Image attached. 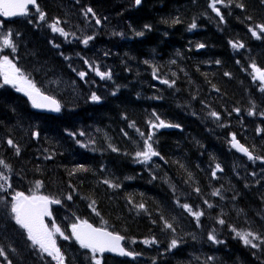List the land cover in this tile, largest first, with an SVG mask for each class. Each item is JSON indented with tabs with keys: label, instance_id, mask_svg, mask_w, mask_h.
Instances as JSON below:
<instances>
[{
	"label": "trees",
	"instance_id": "16d2710c",
	"mask_svg": "<svg viewBox=\"0 0 264 264\" xmlns=\"http://www.w3.org/2000/svg\"><path fill=\"white\" fill-rule=\"evenodd\" d=\"M210 3L37 0L44 21L0 18L17 49L6 55L62 104L57 115L36 113L0 82V159L9 166L0 172L11 185L0 192V244L8 240L2 232L14 227L4 196L31 195L40 181L37 193L60 200L55 211L109 228L136 255L133 261L102 257L101 264H264V84L251 67L264 70V33L256 28L264 25V0H223L216 4L220 16ZM63 16L72 21L64 37L49 27ZM107 24L113 29L104 30ZM86 32L96 33L87 45ZM103 42L112 46L105 60L96 53ZM97 70L111 78L101 79ZM160 120L178 127L150 131ZM150 132L159 155L132 164ZM233 136L259 159L238 157ZM184 204L202 215L197 219ZM237 232H251L257 247ZM173 239L177 246L170 249ZM20 244V264H34L33 247Z\"/></svg>",
	"mask_w": 264,
	"mask_h": 264
},
{
	"label": "snow or ice",
	"instance_id": "6c2138e0",
	"mask_svg": "<svg viewBox=\"0 0 264 264\" xmlns=\"http://www.w3.org/2000/svg\"><path fill=\"white\" fill-rule=\"evenodd\" d=\"M223 0H213V2L209 5L214 12L218 16H220V11L216 7V4L222 3ZM135 3L139 5L141 0H135ZM33 5L36 8V11L39 13V20H45V13L40 10L39 6L36 4V0H0V16L5 18H11L16 16H27L28 15V6ZM242 7V5H239ZM88 13L92 12L91 8L87 9ZM223 19V17H221ZM31 23V21H29ZM178 22V21H174ZM97 24H100V20H96ZM60 21L56 20L52 24L49 25L51 30L54 33H59L62 36H67L68 33L64 31L63 28L59 27ZM146 28L149 26H145ZM191 28H195L196 25L193 23ZM256 28L259 29L260 33H264V25H256ZM254 37L260 39L258 33L253 30L249 29ZM137 35H143L142 32L136 33ZM12 32L9 31L7 34L0 36V51H3L5 48H10L12 53L16 52V45L12 39ZM93 39L92 36L87 37L83 41L85 45L88 44L89 40ZM231 46L234 49L243 48L244 45L239 42H230ZM198 47L202 48L204 45H198ZM87 63V61H85ZM219 63V62H217ZM253 72L254 80H259L261 84H264V70H261L256 67L255 64L251 65ZM96 74L104 78H111L110 73H103L97 70ZM84 72H80L79 76L81 79L85 77ZM228 75V73H225ZM0 77L3 78L4 84H10L16 88V91L23 92L31 102L33 108H40V109H47L51 112L59 113L61 111L60 103L52 96L45 95L36 84L28 79L27 76L21 71L19 67L13 62V60L9 59L7 55L0 56ZM23 83V87L18 86V84ZM163 83H168V81H163ZM264 91V88L261 89ZM91 99L93 101H98L99 97L95 94L92 95ZM238 111V110H237ZM250 115L252 113H249ZM211 115L213 117L219 118L216 112H212ZM159 120V117H157ZM133 126V125H130ZM151 128H163V127H178V125H169L166 124L164 121L160 120L159 124H151ZM259 131V130H258ZM33 135H37L33 133ZM144 134L141 133V136ZM152 133L150 132L147 138L144 140V150L141 152H137V157L142 158L140 162H148L153 156H158L159 153L155 151L152 141ZM10 146H14L11 140L8 141ZM82 147H86V145H81ZM233 147L237 148L239 151L244 152L248 155L249 159H259L258 157H253L246 148L242 145H239L238 142L235 141V137L233 136ZM116 149H113L115 151ZM17 154H19V148L16 149ZM163 157H161L162 159ZM0 167L4 169H8L9 166L5 163L4 160L0 159ZM83 170V169H79ZM217 170H219V165H217ZM213 176H215V172H213ZM9 178L0 172V192H5L11 185L8 183ZM105 183H109L105 181ZM7 185V187H5ZM110 187H118V185H112L109 183ZM42 187L40 181L35 183V188L32 191L31 195H25L23 192H16L11 197V213L12 218L14 219L15 223L23 230L27 232L28 239L32 242L33 246H38L39 249L50 256L53 260L57 262V264H64V257L60 251V248L57 246L56 239L54 238L56 234H58L61 238L67 240L69 239L68 236L64 234L61 228L56 224L55 220H52L51 227L47 223H45V217H51V212L49 211L48 205L50 204H59V199H52L48 196L38 195L37 192ZM197 191H199L197 189ZM218 192H214L213 195H217ZM71 199V196L68 197ZM95 201L89 205L90 208L95 211L94 208ZM185 211L189 212L191 215L196 217L197 219L202 215L201 212L196 211L194 212L192 208L184 204L182 206ZM211 207V205H209ZM139 209H144V205H138ZM99 215V213H96ZM219 223L223 224L224 221L220 220ZM165 228H172V225L165 222ZM234 230V229H233ZM72 237L75 238L76 242L80 245L81 248H86L91 250L93 253L100 252L103 253L105 251L108 252H117L119 255L122 256H133L132 252L126 251L121 245L120 241L124 239V237L114 234L113 232L107 231L104 228H95L91 224H89L86 220L78 221L71 225ZM235 231V230H234ZM236 235L243 241L245 245H251L253 248L257 247L256 244L252 243V239H256L257 237L253 236L251 232L247 233H240L237 232ZM209 240L213 241L214 243H219L215 236L209 234ZM134 242V241H133ZM155 240L147 241L145 240L144 243H155ZM177 246V241L173 239L169 245L170 249L175 248ZM0 256H5V251L0 248ZM95 264H100V261L97 259L95 260Z\"/></svg>",
	"mask_w": 264,
	"mask_h": 264
},
{
	"label": "rangeland",
	"instance_id": "374dc122",
	"mask_svg": "<svg viewBox=\"0 0 264 264\" xmlns=\"http://www.w3.org/2000/svg\"><path fill=\"white\" fill-rule=\"evenodd\" d=\"M213 2V0L211 1V3ZM210 3V4H211ZM56 5H60L61 6V0H56ZM84 13L87 12V10L85 9L83 11ZM31 15L33 17H37L39 18V13L32 9V13ZM97 18V17H96ZM102 18H104V16H102ZM60 22L63 23V26H60L59 24V27L63 28L65 32H67V30H69V26L72 25V21L71 19H65L64 16L61 18V19H58ZM96 20V19H94ZM101 25V24H99ZM91 26L94 28L95 27V21L91 24ZM100 27H98L99 29ZM108 28V29H113V26L110 25V24H107V26H105L104 30ZM84 31H85V27L83 26V34H84ZM115 31V30H114ZM8 31H2V28L0 27V36L4 35V34H7ZM13 34V33H12ZM57 34H59L57 32ZM96 34V33H93V32H86L85 33V37H89V36H92ZM14 35V34H13ZM12 35V37H13ZM60 35V34H59ZM64 37V36H63ZM111 50V46L108 45V44H103L101 46H99L97 48V52L98 54H101L103 57H106L104 56V54L108 53L109 51ZM7 51H11L10 48H5L3 49V51H0V56H3V55H6V52ZM121 61V60H120ZM125 68L127 69L129 67V62L128 63H125ZM112 67V65H111ZM30 79L31 81H33L35 83V77L33 78H28ZM159 80H162V78L159 77ZM0 82H3V78L0 77ZM22 83V82H21ZM4 84V83H3ZM23 84V83H22ZM6 86H9L10 84H4ZM47 85V84H46ZM1 87V86H0ZM38 87V86H37ZM61 88V90H63L62 87H59ZM57 89V88H56ZM54 89V90H56ZM54 92V91H53ZM60 96L64 97V93L61 94ZM134 129V128H133ZM154 128H151L150 127V131H152ZM145 140V139H144ZM85 143V142H84ZM152 145H153V148L157 149V147L160 145L159 142L157 140H155L154 138L152 139ZM87 147V145H86ZM144 150V143L142 144V146L139 148V150L137 152H141ZM137 152L135 153V160L132 161V164H141V163H144V162H140V160L142 158H138L137 157ZM153 159L156 158V156H153L152 157ZM151 158V159H152ZM149 162V161H148ZM5 175V174H4ZM13 194H9L8 196H4L3 200H4V203H6V206H2L4 209H5V213L7 214H10L12 216V213H11V197H12ZM49 211L51 212V217H45V219H49L47 224L49 225V227H51V222L52 220H55L56 224L61 228V230L64 232V234L66 236H69V233L71 232V225L74 223L73 222V217H72V214L70 215H66L64 214V212H59V211H54L53 207H50ZM64 216H68L66 218V222L63 221L64 219ZM13 224V229L11 231H8V232H2V235L8 239L7 241L3 240V242H1L0 244V248H2L4 250V248H6V251H5V256H1L3 259L5 260H14L13 263H10V262H5L7 264H20V262L22 261V259H20V252H18V248L15 247V245L19 244V243H24V244H20V245H23L25 246V242H24V238H26V236H22V233H21V230L18 228V226L16 225L15 222L12 223ZM58 235V234H56ZM60 237V236H59ZM28 238V237H27ZM71 238V237H70ZM0 264H2L0 262Z\"/></svg>",
	"mask_w": 264,
	"mask_h": 264
},
{
	"label": "water",
	"instance_id": "95a60500",
	"mask_svg": "<svg viewBox=\"0 0 264 264\" xmlns=\"http://www.w3.org/2000/svg\"><path fill=\"white\" fill-rule=\"evenodd\" d=\"M33 5H29L28 7H32ZM5 18V17H4ZM5 19H7V18H5ZM18 86H21V87H23L24 85H18ZM21 94H22V96H23V98L31 105V102L29 101V99H28V97L26 96V95H24V93L23 92H21ZM31 107H32V105H31ZM32 109L34 110V111H36V112H38V113H42V114H46V115H55L56 114V112H51V111H49V110H47V109H40V108H33L32 107ZM237 142V141H236ZM238 144L239 145H241L239 142H238ZM233 145V144H232ZM245 148V147H244ZM234 149H235V151L237 152V154H239L240 156H243V157H247L248 158V155H246L244 152H242V151H239L237 148H235L234 147ZM121 242L122 241H120V245H121ZM101 254H106V255H111V256H122V255H119L117 252H108V251H105V252H103V253H101ZM125 257H128V258H131L132 256H125Z\"/></svg>",
	"mask_w": 264,
	"mask_h": 264
},
{
	"label": "bare ground",
	"instance_id": "6f19581e",
	"mask_svg": "<svg viewBox=\"0 0 264 264\" xmlns=\"http://www.w3.org/2000/svg\"><path fill=\"white\" fill-rule=\"evenodd\" d=\"M53 156H54V154H52ZM67 159H68V157H66ZM45 195V194H44ZM47 196V195H46ZM68 216H64V221L66 222V218H67Z\"/></svg>",
	"mask_w": 264,
	"mask_h": 264
}]
</instances>
